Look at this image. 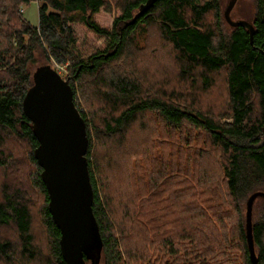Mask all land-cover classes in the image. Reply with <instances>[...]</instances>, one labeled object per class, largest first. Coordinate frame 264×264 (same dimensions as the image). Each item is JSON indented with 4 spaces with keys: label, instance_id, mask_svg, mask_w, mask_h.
Instances as JSON below:
<instances>
[{
    "label": "trees",
    "instance_id": "1",
    "mask_svg": "<svg viewBox=\"0 0 264 264\" xmlns=\"http://www.w3.org/2000/svg\"><path fill=\"white\" fill-rule=\"evenodd\" d=\"M33 1L38 26L21 11ZM147 1L0 0V264H66L23 112L43 66L66 69L86 122L98 264H252L264 0H249L253 43L227 23L225 0H157L140 13ZM252 237L264 264L263 197Z\"/></svg>",
    "mask_w": 264,
    "mask_h": 264
},
{
    "label": "water",
    "instance_id": "2",
    "mask_svg": "<svg viewBox=\"0 0 264 264\" xmlns=\"http://www.w3.org/2000/svg\"><path fill=\"white\" fill-rule=\"evenodd\" d=\"M157 0H148L140 13ZM237 0H231L224 12L227 23L243 27L253 43L254 26L246 20L234 21L231 13ZM34 85L23 100V112L32 123L39 146L35 159L42 169V180L49 194V211L60 230V247L66 264H98L103 239L93 211L94 192L91 184L87 151L89 139L86 122L78 110L68 80L51 66L34 73ZM264 192L254 193L247 202L246 225L252 264H258L252 237L254 202Z\"/></svg>",
    "mask_w": 264,
    "mask_h": 264
},
{
    "label": "rangeland",
    "instance_id": "3",
    "mask_svg": "<svg viewBox=\"0 0 264 264\" xmlns=\"http://www.w3.org/2000/svg\"><path fill=\"white\" fill-rule=\"evenodd\" d=\"M224 12L226 10V8L228 7V5L230 4L231 0H225L224 1ZM21 11L23 12V15L25 16V18L34 26H38V22H39V6L38 3L33 1L31 2L29 5L23 7L21 9ZM252 11H253V5L250 3L249 0H237V3L231 13V18L234 21H238V20H250L252 17ZM54 69L56 71H58L60 73V75L65 79L66 77V69L64 67H58L55 66ZM84 108H86V106L84 105ZM134 135L136 138L139 137V133L137 131H134V133L132 134ZM133 137H128V143H131L130 139H132ZM118 175V173H116V176ZM165 229L167 228V230L169 231V227H164Z\"/></svg>",
    "mask_w": 264,
    "mask_h": 264
}]
</instances>
